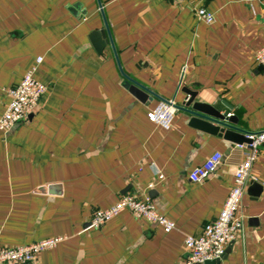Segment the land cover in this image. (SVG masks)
Returning <instances> with one entry per match:
<instances>
[{
  "label": "crops",
  "instance_id": "crops-1",
  "mask_svg": "<svg viewBox=\"0 0 264 264\" xmlns=\"http://www.w3.org/2000/svg\"><path fill=\"white\" fill-rule=\"evenodd\" d=\"M101 2L123 70L152 98L123 84L109 42L96 49L90 34L104 26L97 0H0V114L6 88L39 55L34 75L46 85L26 119L0 129V246L62 236L25 264H186L185 235L218 215L247 146L191 124L182 109L170 128L146 112L163 98L182 103L187 87L247 131L264 127V65L255 59L264 0ZM215 150V170L191 180ZM251 174L241 229L212 264H264V143ZM50 184L58 187L37 189ZM127 192L148 194L176 226L164 231L125 208L87 227L94 209Z\"/></svg>",
  "mask_w": 264,
  "mask_h": 264
},
{
  "label": "built area",
  "instance_id": "built-area-1",
  "mask_svg": "<svg viewBox=\"0 0 264 264\" xmlns=\"http://www.w3.org/2000/svg\"><path fill=\"white\" fill-rule=\"evenodd\" d=\"M196 15L210 23L214 14L203 6L195 7ZM31 65L15 85L6 88L9 100L0 114V129L7 131L14 124L28 117L29 113L38 106L46 90V85L34 75L37 63ZM255 59L264 65V44L256 49ZM177 107L173 99H160L146 112L147 118L164 128H170ZM231 114V112H227ZM249 141L245 144V156L236 164L233 180L224 199L218 215L203 225L199 235L186 234L184 244L187 249L186 264H204L206 260L220 258L226 246L236 239L242 226V215L238 213L241 199L251 174V166L259 153V147L264 143V127L246 133ZM222 159L218 150L211 152L201 163L195 165L189 172V178L199 181L210 175ZM162 177V174H158ZM130 209L137 217H143L155 222L170 231L176 226L175 221L159 211L152 198L145 194L138 196L134 193H123L111 205L94 209L87 227H98L116 215L122 209ZM62 236L50 237L16 246H0V264H25L34 261L43 249L54 245Z\"/></svg>",
  "mask_w": 264,
  "mask_h": 264
},
{
  "label": "water",
  "instance_id": "water-1",
  "mask_svg": "<svg viewBox=\"0 0 264 264\" xmlns=\"http://www.w3.org/2000/svg\"><path fill=\"white\" fill-rule=\"evenodd\" d=\"M97 2L100 7L104 26L98 29H94L90 34L91 40L93 41L96 49L102 50L105 44L109 42L114 51L115 58L119 66V69L122 75L124 76L123 84L126 87H128V89L141 100L152 98L153 95H156V93L152 89L142 84L138 80L130 77L123 70L118 54H117V51L113 43L109 24H108L107 18L105 16V13L102 7V2L101 0H97ZM183 90L187 94L186 97L184 98L182 103L180 104L175 103V105L177 108L182 109L187 114H189L190 116L189 122L191 124L196 125L200 128H203L207 131H211L213 133H219L220 135H223L225 138L231 139L238 143L243 142L245 144L247 141H249V138L246 135V133H248L249 131H247L245 128L236 124L238 121V117L234 113L227 114L224 112H220V110L214 105L194 100L196 93L192 89L184 87ZM252 183L253 185H256L255 181H253ZM57 187H58L57 185L50 184L48 185V187L43 185V186L38 187L37 189L44 191L46 189H49V190H52L53 188L56 189ZM218 260L219 258H216L213 260H206L205 264H212Z\"/></svg>",
  "mask_w": 264,
  "mask_h": 264
}]
</instances>
